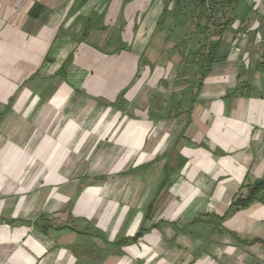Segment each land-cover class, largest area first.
I'll return each instance as SVG.
<instances>
[{"label":"crops","instance_id":"obj_1","mask_svg":"<svg viewBox=\"0 0 264 264\" xmlns=\"http://www.w3.org/2000/svg\"><path fill=\"white\" fill-rule=\"evenodd\" d=\"M206 1L223 30L198 0H0V264H264L261 194L225 215L264 177V0Z\"/></svg>","mask_w":264,"mask_h":264},{"label":"trees","instance_id":"obj_2","mask_svg":"<svg viewBox=\"0 0 264 264\" xmlns=\"http://www.w3.org/2000/svg\"><path fill=\"white\" fill-rule=\"evenodd\" d=\"M198 4L199 6L202 7V9L200 10V12L197 13L196 17L199 20H203L204 18H206V21H209L211 18H213V25L217 27H221L220 29L223 30L226 25H228L233 19L234 17H225L224 12L222 13L223 17L221 20L220 17L215 18L214 15L216 14V11L218 9L222 10V3L221 2H207L206 0H198ZM206 10L209 12L206 15ZM213 13V16H212ZM208 28L207 26L204 28L206 29ZM88 28H84L83 33H82V37L86 36V32H87ZM263 37H264V31H263ZM219 40V39H218ZM217 44L213 42V45L208 44L206 45V59H205V66L202 70V74L204 73V71H207L210 67V65L216 61H218L217 57H216V48H217ZM211 49H213V52ZM264 60V58H263ZM264 62V61H263ZM260 61H257L256 64H260L263 63ZM240 85V84H239ZM249 88L250 85L247 84H241L239 87H237L233 93H241V89L243 88ZM251 89V88H250ZM239 93V94H240ZM259 194H261L259 200L264 201V177L261 179H258L252 183H245L241 186L240 190L236 193V195L234 196L232 202L230 203V206L228 208V210L226 211L225 215H229L232 212L239 210L241 208H245L247 207L249 204H251L253 201L258 199ZM126 242V241H123Z\"/></svg>","mask_w":264,"mask_h":264},{"label":"rangeland","instance_id":"obj_3","mask_svg":"<svg viewBox=\"0 0 264 264\" xmlns=\"http://www.w3.org/2000/svg\"><path fill=\"white\" fill-rule=\"evenodd\" d=\"M205 64H206L205 61H203V60L199 61V65H200V66H199L198 69H202V68H204ZM196 71H197V72L199 71V70H197V67H196ZM182 79L187 81V80H188V77H187L186 75H183V76H181V80H182ZM181 80H180V81H176V82L174 83V84H175V89H176V91H178V92H177V96L180 95V93H179L180 91H179V90L183 87V86H182L183 83H181ZM195 83H196V82H195ZM187 96H188V95H187ZM187 96L184 97L185 100L183 101V102H185V106H184L185 108H187V106H188V100H189V99L187 98ZM180 97H181V96H180ZM181 99H182V97H181ZM185 112H186V111H185Z\"/></svg>","mask_w":264,"mask_h":264}]
</instances>
